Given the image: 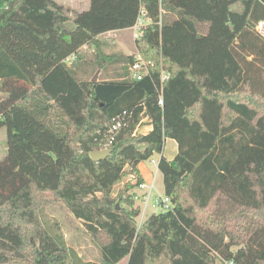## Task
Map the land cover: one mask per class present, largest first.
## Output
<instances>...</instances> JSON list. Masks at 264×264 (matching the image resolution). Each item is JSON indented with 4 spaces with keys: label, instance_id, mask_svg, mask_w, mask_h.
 Wrapping results in <instances>:
<instances>
[{
    "label": "trees",
    "instance_id": "trees-1",
    "mask_svg": "<svg viewBox=\"0 0 264 264\" xmlns=\"http://www.w3.org/2000/svg\"><path fill=\"white\" fill-rule=\"evenodd\" d=\"M139 20L136 54L102 39ZM261 21L264 0H90L74 16L55 0L9 1L0 10V264H97L45 228L52 205L83 223L99 264H264ZM138 56L153 65L142 80L131 72ZM167 139L179 147L173 160ZM155 154L174 206L139 228V165Z\"/></svg>",
    "mask_w": 264,
    "mask_h": 264
},
{
    "label": "rangeland",
    "instance_id": "rangeland-1",
    "mask_svg": "<svg viewBox=\"0 0 264 264\" xmlns=\"http://www.w3.org/2000/svg\"><path fill=\"white\" fill-rule=\"evenodd\" d=\"M85 2H87L86 6H84ZM77 4H79V6L76 7V11L77 9L79 11H83L85 9H89L90 0L88 1L78 0ZM68 8L66 9L67 11L70 10ZM76 11L73 13V16L76 14ZM123 34L124 35H118V36H115L114 34H106L105 36H102V39L109 44V47L112 51L118 54L121 53H126L128 55L136 54L137 49H136V41L134 38V31L127 30ZM52 115L50 114V116ZM49 118L46 120L47 122H49ZM148 127L149 126H144L142 129L139 130V133L147 132ZM7 137H8L7 129L6 128L0 129V161L3 160L7 155ZM172 143L173 141H169V140H167V142L165 143L164 154L167 159H173L177 154V151H174L172 148L171 145ZM153 160L155 162H152ZM160 160H161V155L155 154L150 160L144 162L145 164L144 166L149 170V174L151 176L156 174V183H155L156 191L153 194V197L151 199V204L147 209L144 218L142 215L139 216L137 220L138 226L141 222L144 223V221L153 214L158 213V211L152 208V203L154 202L155 197L165 196L163 175L159 170ZM133 180H134L133 176H129L125 178L122 184L117 185L114 188L113 196H116L119 193V191L122 188H124L125 183ZM136 192L139 195H142L143 193L139 188H137ZM137 204L140 205L141 203L137 202ZM41 219L46 229H49L55 234L62 235L66 242V245L69 248L75 250L77 254L80 257H82V259L85 262H93L97 264L102 262L100 250L97 247V245L92 241L83 223L75 219L64 206L52 205L45 207L41 213ZM120 264H127V261L124 260Z\"/></svg>",
    "mask_w": 264,
    "mask_h": 264
},
{
    "label": "built area",
    "instance_id": "built-area-1",
    "mask_svg": "<svg viewBox=\"0 0 264 264\" xmlns=\"http://www.w3.org/2000/svg\"><path fill=\"white\" fill-rule=\"evenodd\" d=\"M143 26V21L139 20L137 24L132 28L134 31V38L135 40L140 38L141 36V27ZM258 34L264 38V21H261L258 24L257 27ZM138 61L131 67L132 75L137 80H142L144 76L149 74L150 68L153 67L152 64L145 62L141 56H138ZM164 77V75H163ZM160 105H163V99L160 98ZM125 117L119 116L112 125L110 129V134L112 136V140L114 139V136L119 132V130L124 125ZM152 162H155L154 160ZM156 176L153 177L152 181L149 183H142L138 188L143 192L142 195H139L136 193L135 200L136 202H140V208H141V215L145 216L147 209L149 208L151 204V199L153 197L154 192L156 191ZM173 202L172 199L169 196H156L154 202L152 203V208L158 213L161 212H167L173 209ZM157 213V214H158ZM143 222L139 224V228L142 226Z\"/></svg>",
    "mask_w": 264,
    "mask_h": 264
},
{
    "label": "crops",
    "instance_id": "crops-1",
    "mask_svg": "<svg viewBox=\"0 0 264 264\" xmlns=\"http://www.w3.org/2000/svg\"><path fill=\"white\" fill-rule=\"evenodd\" d=\"M9 1H11V0H0V10L1 9H4V8H6L7 7V4H8V2ZM56 1V3L60 6V7H62L70 16H73V13L76 11V7H78L79 6V4H77V2H78V0H55ZM86 1H88V0H86ZM86 4H87V2H85V4H84V6H86ZM83 6V7H84ZM69 7V8H68ZM70 9L69 11H67L66 9ZM81 10V9H80ZM86 10V9H85ZM78 12H81V11H79L78 9H77V11H76V13H78ZM132 30V29H131ZM127 31V30H126ZM125 31H122V32H110V33H107V34H114L115 36H118V35H124L123 33H124ZM106 35V34H105ZM104 35V36H105ZM84 49H86V47H84ZM147 130L148 131H150L151 130V127L149 126L148 128H147ZM147 131V132H148ZM167 140H169V141H173V143L171 144L172 145V148H173V150L174 151H177V154H178V150H179V147H178V144H177V142L175 141V140H172V139H167ZM167 140H166V142H167ZM165 142V143H166ZM177 154H176V156H177ZM163 156L165 157V154L163 153ZM175 156V157H176ZM174 157V158H175ZM166 158V157H165ZM173 158V159H174ZM173 159H168V160H173ZM145 164L144 163H141L140 165H139V170H140V172H141V175H142V177H143V179H144V182H146V183H149V182H151L152 181V179H153V177L154 176H156V174L155 175H153V176H151L150 174H149V170L144 166Z\"/></svg>",
    "mask_w": 264,
    "mask_h": 264
},
{
    "label": "water",
    "instance_id": "water-1",
    "mask_svg": "<svg viewBox=\"0 0 264 264\" xmlns=\"http://www.w3.org/2000/svg\"><path fill=\"white\" fill-rule=\"evenodd\" d=\"M98 76H95L94 81H97ZM110 150H104V151H95L91 153V158L96 161L99 162L105 158H107V156L110 154ZM117 207L119 208V205H117Z\"/></svg>",
    "mask_w": 264,
    "mask_h": 264
}]
</instances>
